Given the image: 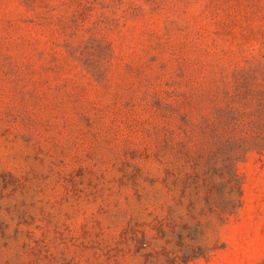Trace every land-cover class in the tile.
Instances as JSON below:
<instances>
[{
    "label": "rangeland",
    "instance_id": "rangeland-1",
    "mask_svg": "<svg viewBox=\"0 0 264 264\" xmlns=\"http://www.w3.org/2000/svg\"><path fill=\"white\" fill-rule=\"evenodd\" d=\"M0 264H264V0H0Z\"/></svg>",
    "mask_w": 264,
    "mask_h": 264
}]
</instances>
